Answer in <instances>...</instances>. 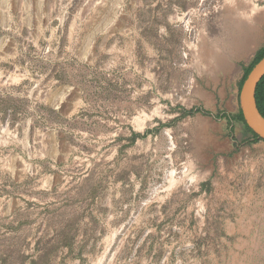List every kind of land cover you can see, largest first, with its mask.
I'll use <instances>...</instances> for the list:
<instances>
[{"label":"rangeland","instance_id":"374dc122","mask_svg":"<svg viewBox=\"0 0 264 264\" xmlns=\"http://www.w3.org/2000/svg\"><path fill=\"white\" fill-rule=\"evenodd\" d=\"M251 3L262 41L238 84L264 43V0H158L155 33L137 21L157 37L150 50L117 30L103 46L89 35L100 19L77 20L70 37L64 18L0 5V264H264V143L236 119L237 84L235 96H195L188 69L229 5L243 19Z\"/></svg>","mask_w":264,"mask_h":264},{"label":"crops","instance_id":"0c3cea01","mask_svg":"<svg viewBox=\"0 0 264 264\" xmlns=\"http://www.w3.org/2000/svg\"><path fill=\"white\" fill-rule=\"evenodd\" d=\"M10 0H0V5H7L9 4ZM12 4L14 6L21 5L22 7V14L26 16L29 15L30 9L28 8L30 5H33L34 8L31 10L32 13L35 15H38L41 20H44L48 24H54L55 21H58L59 19H65L67 22L66 28H61L59 31L61 33L66 30L68 36H77V34L74 31L77 27V20H85V19H100L101 21H105L103 25V29L105 31L113 29L109 33H105V31H101L100 29H93L89 35L90 36H96L101 35L100 38L103 40V46L107 45L109 38L115 33L114 31L117 30V33L119 36L127 38H132L136 40V46H142L146 49L150 50L149 48L156 45L157 47V37L155 34L150 33L148 35V39L146 34L143 36H139V29L141 30V27L137 26V21L140 18V15L146 16V18L149 20V22L145 21L143 26V32L146 30L152 29L155 33V27L157 26V21H155V17L160 12L158 9V0H84L83 1V8L82 6L80 8H72V5H77L73 0H11ZM173 3L183 6L186 5L189 6V4H192L194 0H171ZM63 4H66V6ZM28 8V9H27ZM68 9L69 14H67L65 17H62L65 13L64 9ZM72 8V9H71ZM102 8V9H101ZM246 8V7H245ZM15 10V9H14ZM244 6L234 7V5H229V9H227L226 18L224 20V24L222 27V33L220 34V31L217 34L206 36L205 33L202 34L203 37L200 38L198 42V50L196 52H193L190 54L191 58L197 59L199 64H197V61L193 62V66L188 69H191L193 82H195L197 79L199 81L195 82V96H227V90L229 96H235L236 90L234 85L237 84V77H238V65L241 64V62L245 61L251 52H253V49L262 41V31L261 27L259 32V40L257 41L256 45L253 46L252 42L254 40L253 35H248V41L247 44L252 47L247 54L241 53L240 50L246 47V45L237 47L236 45L231 46V36L235 32H232L231 34L228 32V29L230 26L233 25V23L236 20H242V17L240 14L243 13ZM248 10V8L246 9ZM118 11V12H117ZM116 12L118 15H116ZM24 16V17H25ZM24 17H22L24 19ZM254 18V14L251 16ZM132 19L135 23L136 27H129L126 28L127 23L126 19ZM255 20V18H254ZM115 21L117 24H115ZM111 22V23H110ZM124 22V23H123ZM166 29L168 26L166 19L161 22ZM251 26L254 25V22H250ZM113 25L112 27L109 26ZM153 24V25H152ZM110 28H109V27ZM166 26V27H165ZM222 26V25H220ZM55 30L58 29V25L55 27H51ZM135 29V30H132ZM137 30V31H136ZM142 32V33H143ZM167 32V31H166ZM133 36H131L132 34ZM141 33V34H142ZM172 33V31H171ZM226 33L229 35L226 36ZM136 37V38H135ZM171 37L173 39H177L176 34L174 36L171 34L167 35V37L164 38L163 43L165 41V44L171 43ZM157 43V44H156ZM176 43V41H175ZM177 46V44H176ZM112 47V46H111ZM176 48V47H175ZM194 48V47H193ZM95 46L93 48L92 42H87L85 47H82L79 53L84 56H91L94 53ZM107 53L110 52V49L106 50ZM105 53V52H104ZM196 54V56L194 55ZM235 54V55H234ZM194 55V57H193ZM116 65H121L120 63H106L104 64V67L108 70L115 69ZM133 69V73H137V76L139 79H141V67L140 65L137 66L134 62L131 66ZM178 72L180 70H177ZM109 72V71H108ZM181 72V71H180ZM148 76V75H147ZM150 79L152 78V75L149 74L148 76ZM195 79V81H194ZM227 87V90H226ZM208 115V114H207ZM215 118H221L220 116H215ZM219 134H221V129L218 128L217 130ZM216 133V132H215Z\"/></svg>","mask_w":264,"mask_h":264},{"label":"water","instance_id":"95a60500","mask_svg":"<svg viewBox=\"0 0 264 264\" xmlns=\"http://www.w3.org/2000/svg\"><path fill=\"white\" fill-rule=\"evenodd\" d=\"M264 76V56L249 71L238 91V107L245 125L264 142V118L255 103V90Z\"/></svg>","mask_w":264,"mask_h":264},{"label":"trees","instance_id":"16d2710c","mask_svg":"<svg viewBox=\"0 0 264 264\" xmlns=\"http://www.w3.org/2000/svg\"><path fill=\"white\" fill-rule=\"evenodd\" d=\"M264 56V43L263 45L257 49V51L255 52L253 58L251 59V61L249 62V64L247 65V67L244 69L243 71V75L240 79V81L237 84V90L239 91L243 81L246 79L249 71L254 67V65ZM255 103H256V107L260 113V115L264 118V76L261 78V80L258 82L256 90H255ZM200 110L197 108H192L189 111H186L182 114V117L184 116H190V115H194L196 112H199ZM236 119L242 124L244 131L247 133V137L248 140L252 141V142H262L260 139H258V137L245 125L242 115L240 113L239 107H238V111L236 114ZM216 236H224V233L219 229L216 228ZM68 243L66 242L65 245H67Z\"/></svg>","mask_w":264,"mask_h":264},{"label":"bare ground","instance_id":"6f19581e","mask_svg":"<svg viewBox=\"0 0 264 264\" xmlns=\"http://www.w3.org/2000/svg\"><path fill=\"white\" fill-rule=\"evenodd\" d=\"M251 4H252V6H251L252 9L249 8L244 13V15H245V17L243 18V21L244 22H243V25H241V26L238 27V30L239 31H236V30H235V32L233 31L234 33L231 36V40H232L231 41V44H230L231 46L236 45L237 47H241V46L246 45L247 44V41H248V35L249 34L254 36V40L252 42L253 46H255L256 43H257V41L259 40V34H261L259 32V30H260V27L261 28L263 27V24L261 23L263 20L259 24L258 23L259 20L256 22L254 20V18L252 19V17H251L252 16V12L256 11L255 9L257 8V6L256 5H253V3H251ZM241 21L242 20H240V22ZM250 22H254V25L251 26V23ZM261 31H262V29H261ZM251 48L252 47H250V45L247 44L246 47L243 48L240 51H241L242 55L243 54L245 55V54L249 53V51H250Z\"/></svg>","mask_w":264,"mask_h":264}]
</instances>
